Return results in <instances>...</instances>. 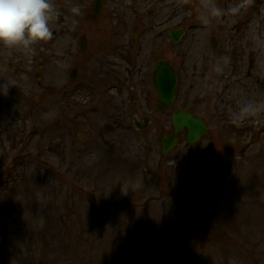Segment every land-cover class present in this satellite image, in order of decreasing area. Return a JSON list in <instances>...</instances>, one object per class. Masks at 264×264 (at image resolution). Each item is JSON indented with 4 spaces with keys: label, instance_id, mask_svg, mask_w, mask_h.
Returning a JSON list of instances; mask_svg holds the SVG:
<instances>
[{
    "label": "rangeland",
    "instance_id": "1",
    "mask_svg": "<svg viewBox=\"0 0 264 264\" xmlns=\"http://www.w3.org/2000/svg\"><path fill=\"white\" fill-rule=\"evenodd\" d=\"M165 1L164 26L145 34L141 54L174 66L175 105L191 110V64L211 29L227 50L238 21L252 40L264 36V0H223L225 11L219 0ZM192 3L213 25L194 27ZM50 27L55 36L31 51L0 45V264H264V92L251 121L207 115L199 147L181 141L161 157L171 111L150 106L140 131L129 87L126 97H109L107 81L68 87L62 32ZM179 28L175 45L167 32ZM242 93L228 92L239 110Z\"/></svg>",
    "mask_w": 264,
    "mask_h": 264
},
{
    "label": "flooded vegetation",
    "instance_id": "2",
    "mask_svg": "<svg viewBox=\"0 0 264 264\" xmlns=\"http://www.w3.org/2000/svg\"><path fill=\"white\" fill-rule=\"evenodd\" d=\"M209 1L200 4L204 5ZM219 2L225 11L227 3L223 0ZM51 3L59 13L50 23L60 27L62 32L63 53L66 63L68 62L67 86L85 82L86 86L94 91L97 82L107 81L105 90L109 97L114 96L113 93L115 96L126 97L129 87V106L133 108L136 105L139 108L132 110V122L138 127L134 128L141 129L144 118L151 123V117L143 115L150 106L155 108L156 103L154 89L150 90L152 75H149L148 69L151 71L152 66L164 58L152 60L145 56L146 53L141 54L143 47L140 43L145 34L155 29V26L158 29L164 26L166 16L161 11L166 1L51 0ZM239 4L237 3L236 7H239ZM192 5L193 25L196 29L198 26L213 25L216 18L207 19L205 10L198 13L196 3V9L194 3L187 8L190 9ZM74 7L79 9L78 14L72 13L71 9ZM205 19L208 20L207 23L204 22ZM200 21L203 23H199ZM237 24L235 30L240 34L230 38L234 41H231L233 45H230L228 50L220 41L221 30L212 28L210 36L204 41L205 54L194 55L191 64L194 97L193 109L189 111L203 119L207 125V115L214 116L213 119H221L222 122H226L228 117L243 119V116L249 117L248 121H251V115L243 109L245 105H259L261 92H264V36L257 35L252 40L246 36L248 23L244 20L238 21ZM51 30L55 34V28ZM160 33L161 31H158L157 36ZM164 40L165 37H162L161 42ZM162 53L163 50L157 51V54ZM72 76L76 77L75 82ZM200 85L203 88H199ZM234 88L243 92L245 104L240 110L234 101L229 99L228 92ZM200 108H203L202 115L198 112ZM227 108L228 110H225Z\"/></svg>",
    "mask_w": 264,
    "mask_h": 264
},
{
    "label": "clouds",
    "instance_id": "3",
    "mask_svg": "<svg viewBox=\"0 0 264 264\" xmlns=\"http://www.w3.org/2000/svg\"><path fill=\"white\" fill-rule=\"evenodd\" d=\"M71 11L79 13L77 7ZM212 13L219 15L220 10L214 8ZM58 15L51 0H0V45L31 51L32 45L52 39L50 22ZM7 92V85L0 84V95ZM251 110L250 104L243 109L249 113Z\"/></svg>",
    "mask_w": 264,
    "mask_h": 264
},
{
    "label": "water",
    "instance_id": "4",
    "mask_svg": "<svg viewBox=\"0 0 264 264\" xmlns=\"http://www.w3.org/2000/svg\"><path fill=\"white\" fill-rule=\"evenodd\" d=\"M182 30H171L170 38L174 43L180 41L183 36ZM73 77V76H72ZM75 80V77H73ZM152 81L157 94V104L155 110H173L175 93L178 77L173 68L164 60L158 61L152 68ZM148 125V120H144V127ZM172 132L163 134L159 137L160 156L165 157L170 154L179 143L180 136L185 134L184 139L188 148L192 149L195 145L208 134V127L205 122L193 116L190 112L182 109H175L171 115ZM224 149L231 152L229 147Z\"/></svg>",
    "mask_w": 264,
    "mask_h": 264
}]
</instances>
